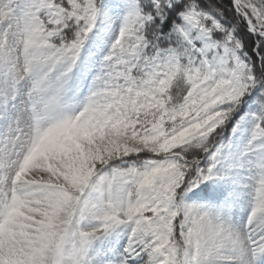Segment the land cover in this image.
<instances>
[{
  "label": "snow or ice",
  "instance_id": "snow-or-ice-1",
  "mask_svg": "<svg viewBox=\"0 0 264 264\" xmlns=\"http://www.w3.org/2000/svg\"><path fill=\"white\" fill-rule=\"evenodd\" d=\"M0 264H264V0H0Z\"/></svg>",
  "mask_w": 264,
  "mask_h": 264
}]
</instances>
